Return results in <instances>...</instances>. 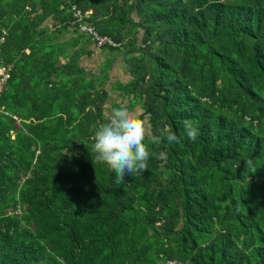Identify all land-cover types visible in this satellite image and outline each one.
I'll return each mask as SVG.
<instances>
[{
    "label": "trees",
    "instance_id": "trees-1",
    "mask_svg": "<svg viewBox=\"0 0 264 264\" xmlns=\"http://www.w3.org/2000/svg\"><path fill=\"white\" fill-rule=\"evenodd\" d=\"M72 5L121 43L164 153L120 185ZM0 68V264H264V0H0Z\"/></svg>",
    "mask_w": 264,
    "mask_h": 264
},
{
    "label": "clouds",
    "instance_id": "clouds-1",
    "mask_svg": "<svg viewBox=\"0 0 264 264\" xmlns=\"http://www.w3.org/2000/svg\"><path fill=\"white\" fill-rule=\"evenodd\" d=\"M181 123L188 139L195 141L199 133L192 121L185 119ZM148 135L144 121L127 105L112 108L105 122L94 131L91 150L95 154V160L106 164L115 173L116 185L123 183L127 176L147 171L151 156L157 155L159 158L164 155L163 152L157 154L150 151L145 143ZM162 141L171 144L178 142V137L166 126L159 130L158 135L151 137L154 145H160ZM246 164H250V161Z\"/></svg>",
    "mask_w": 264,
    "mask_h": 264
},
{
    "label": "crops",
    "instance_id": "crops-1",
    "mask_svg": "<svg viewBox=\"0 0 264 264\" xmlns=\"http://www.w3.org/2000/svg\"><path fill=\"white\" fill-rule=\"evenodd\" d=\"M140 39V41H142V32L140 33ZM85 45L87 46L85 50L91 52L92 45L90 43H85ZM97 55L101 57L99 58L101 60L96 59ZM97 55L93 56L91 54L90 56H87L84 54L80 57L79 63L87 73L91 75L93 74L95 78L102 77L103 71H106L108 79L105 81L104 89L110 92V98L107 101L109 104L106 107L111 110L112 108L121 105L130 106V96H126L122 90L123 87L130 84L133 80V76L127 66L126 55L119 51L111 52L109 49L102 50ZM93 66L94 69L92 70ZM114 88H117L118 90H115ZM134 108L135 111L137 108L143 110L144 113V108L140 103H137ZM134 108L131 109V111L133 110V113L135 112ZM110 110L107 109L108 113Z\"/></svg>",
    "mask_w": 264,
    "mask_h": 264
},
{
    "label": "built area",
    "instance_id": "built-area-1",
    "mask_svg": "<svg viewBox=\"0 0 264 264\" xmlns=\"http://www.w3.org/2000/svg\"><path fill=\"white\" fill-rule=\"evenodd\" d=\"M65 2H69L70 0H64ZM72 12L74 14L73 25L77 28L80 33L86 34L89 37L90 41L93 43L95 50H102L105 47H113L120 48L121 43L101 35L95 31L94 26L86 21V18L92 14L91 10L82 11L77 8L76 5H72ZM0 75L2 76V84L4 81L9 79V74H7L6 70L2 68L0 70ZM1 84V82H0Z\"/></svg>",
    "mask_w": 264,
    "mask_h": 264
},
{
    "label": "rangeland",
    "instance_id": "rangeland-1",
    "mask_svg": "<svg viewBox=\"0 0 264 264\" xmlns=\"http://www.w3.org/2000/svg\"><path fill=\"white\" fill-rule=\"evenodd\" d=\"M134 16H136L137 17V21L139 20V18H138V16L137 15H134ZM142 36H143V31H142ZM92 51H93V56H96L99 52H101L102 50H95V48L92 46V49H91ZM99 58H101V57H99L98 55H97V60L99 59ZM99 60H101V59H99ZM2 68H0V70H1ZM94 69V66L92 67V70ZM93 75V74H92ZM137 88V84L136 85H134L133 87H130V89H133V90H135ZM115 90L117 89V88H114ZM130 100H131V102H132V104H134V103H136L137 101H136V98L135 97H133V95H130ZM109 103H106V106L108 105ZM133 111V110H132ZM134 111H135V108H134ZM106 112H107V115H108V111L106 110ZM141 113H143V110H140V109H137L136 108V111L134 112V114L138 117ZM147 117H146V119L145 120H143L144 121V123H145V126H146V128H147V130H148V132H149V134H152V130H151V127H150V125L146 122L147 121Z\"/></svg>",
    "mask_w": 264,
    "mask_h": 264
}]
</instances>
